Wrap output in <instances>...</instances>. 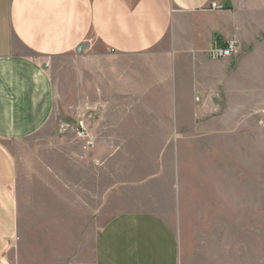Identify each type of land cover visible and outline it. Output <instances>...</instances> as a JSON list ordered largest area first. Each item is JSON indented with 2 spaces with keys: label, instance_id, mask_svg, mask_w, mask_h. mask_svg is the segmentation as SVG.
Instances as JSON below:
<instances>
[{
  "label": "crops",
  "instance_id": "0c3cea01",
  "mask_svg": "<svg viewBox=\"0 0 264 264\" xmlns=\"http://www.w3.org/2000/svg\"><path fill=\"white\" fill-rule=\"evenodd\" d=\"M263 31L264 0H0V264H11L20 221L12 146L49 122L54 59H80L90 99L155 103L146 117L157 118L160 133L206 136L261 105L251 47ZM230 38L240 43L235 55L208 56ZM170 143L161 149L179 147ZM174 197L175 215L151 207L107 220L91 264H183L177 190Z\"/></svg>",
  "mask_w": 264,
  "mask_h": 264
},
{
  "label": "rangeland",
  "instance_id": "374dc122",
  "mask_svg": "<svg viewBox=\"0 0 264 264\" xmlns=\"http://www.w3.org/2000/svg\"><path fill=\"white\" fill-rule=\"evenodd\" d=\"M258 39L250 49L261 105L206 136L160 133L146 117L155 103L90 99L80 59H54L49 122L12 146L20 221L9 262L91 264L107 220L151 207L175 215L177 190L183 264H264V31ZM169 141L179 147L161 149Z\"/></svg>",
  "mask_w": 264,
  "mask_h": 264
},
{
  "label": "built area",
  "instance_id": "2783aa9c",
  "mask_svg": "<svg viewBox=\"0 0 264 264\" xmlns=\"http://www.w3.org/2000/svg\"><path fill=\"white\" fill-rule=\"evenodd\" d=\"M216 3H212L211 7H216ZM238 40L235 38L227 39L223 46L218 44H213L209 50L207 51L208 56L210 55L212 58H223V57H230L235 55L238 49Z\"/></svg>",
  "mask_w": 264,
  "mask_h": 264
}]
</instances>
